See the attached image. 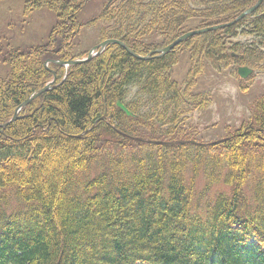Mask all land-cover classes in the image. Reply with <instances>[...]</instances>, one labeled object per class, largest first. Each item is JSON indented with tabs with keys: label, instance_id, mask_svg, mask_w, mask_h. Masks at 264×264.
Wrapping results in <instances>:
<instances>
[{
	"label": "trees",
	"instance_id": "16d2710c",
	"mask_svg": "<svg viewBox=\"0 0 264 264\" xmlns=\"http://www.w3.org/2000/svg\"><path fill=\"white\" fill-rule=\"evenodd\" d=\"M87 1L25 0L27 13L41 7L54 13L48 40L26 48L0 44V63L8 66L0 76V264H264V95L249 104L247 123L219 143L226 155L216 159H194L186 144L131 142L132 152L120 147L129 141L121 133L140 131L136 123L152 140L187 135L175 113L151 120L140 115V102L129 96L133 86L151 102L163 93L161 99L180 102L182 110H205L209 94L192 90L207 56L214 69L229 68L235 77L238 66L252 69L240 78L246 91L251 77L264 72V0L238 22L182 42L192 62L182 93L169 78L177 46L141 60L110 43L65 74L57 63L45 67L48 59L86 56L73 47ZM256 1L109 0L97 16L100 42L118 39L146 55L157 47L151 33L162 34L164 47L187 31L229 22ZM197 17L202 20L191 27L188 20ZM247 36L251 46L238 40L226 47L227 39ZM52 70L56 86L3 126L52 79ZM204 148L199 144L194 156ZM211 184L228 190L200 201L198 194Z\"/></svg>",
	"mask_w": 264,
	"mask_h": 264
},
{
	"label": "rangeland",
	"instance_id": "374dc122",
	"mask_svg": "<svg viewBox=\"0 0 264 264\" xmlns=\"http://www.w3.org/2000/svg\"><path fill=\"white\" fill-rule=\"evenodd\" d=\"M24 1L25 0L0 1V44L4 49H6L7 46L12 48H26L28 46L42 44L48 40L50 29L56 23L55 15L49 8L41 7L27 13ZM108 1L109 0H88L80 11L78 17L79 20L83 22V26L81 27L78 35L75 37V45L73 47L74 53L83 54L85 51H89L91 48L100 43L99 33L101 29V22L97 19V16ZM201 20L202 19L198 17L191 18L188 20V24L191 27H194ZM162 38L163 36L161 33L150 34V44L152 43V45L157 46L154 49L163 47L160 46ZM238 40H244L241 43L243 46H251L253 43V39L248 36L246 39L230 38L227 39L226 47H229L231 43ZM183 41L185 40H182L176 45L175 55L177 57V61L172 64L169 69V78L178 85L181 93V89L185 87L184 81L187 78V74L192 63L190 59V47L182 44ZM255 42L257 44H263V41L258 38L255 39ZM202 62L203 68L200 73H197V83L193 87L192 92L201 93L203 91L209 94L206 105L207 109L205 110L196 112H187L186 109L182 110L180 102H168L165 101V99H161L163 93L159 95L156 100L151 102V99H148L146 94L139 93V86L137 85L131 87L129 96H135L140 102L138 104L140 115H148L147 120H151L156 116H169L172 113H175L178 116V120L183 118V126L181 127L187 131V135L185 140H181V143L183 145L186 144V151L188 154H190L194 159H207L209 157H214L213 159H216V156L219 153L226 155V153L223 152V147L219 145V143H221L224 138L228 137L230 133H233L240 126H244L247 123L244 122V118L245 116L247 118V114L249 113V104L252 101L254 102L257 96L264 95V72L261 71L251 77L249 80V82H251H247L249 85L246 91H242L241 85H245L246 83H243L237 75L235 77L229 68L223 71L214 69L212 62H210L207 56ZM63 67L64 70H67V66ZM7 72L8 66L0 63V76H5ZM252 74L253 71L249 76ZM56 80H58L57 77ZM49 81L50 80L47 82ZM62 81L63 79H60L58 83H61ZM53 86L56 85L51 84L50 88ZM151 106L152 109L149 110ZM136 124L138 125L136 127H138L140 131L137 130V132L135 130L132 133L133 135L121 133L122 137L129 139V141H122L120 143V147L132 152L133 147L129 144L131 142H147L164 145L175 143V141L144 138V136L141 135H145V127L140 123ZM87 130H89V128ZM145 130L148 131V129ZM159 130L165 131L166 127H160ZM138 138H141L142 140H138ZM199 144H201L202 147L205 146V148L197 153V156H194ZM231 153L232 152L228 153V156L231 159V166L234 167L232 164L235 163L237 158ZM164 158H166L165 155ZM122 166L124 168L125 163H122ZM185 175L188 177L193 176L188 165L185 169ZM236 175L238 177V172ZM194 180L197 182V188L200 189L202 187V180H200L198 176L195 177ZM235 185V181L230 183V186L232 187H235ZM221 188L225 187L221 185L212 186L209 191L205 190L204 194L200 193L197 197H200V201H203L204 197L209 194L216 193ZM225 189L228 190V188ZM197 206L200 208V205Z\"/></svg>",
	"mask_w": 264,
	"mask_h": 264
},
{
	"label": "water",
	"instance_id": "95a60500",
	"mask_svg": "<svg viewBox=\"0 0 264 264\" xmlns=\"http://www.w3.org/2000/svg\"><path fill=\"white\" fill-rule=\"evenodd\" d=\"M194 33H195V30H192V31H189V32H185L184 34L178 36L169 45H167L165 47H162V48H158V49L152 50L149 53H147L146 55H141V54H138V53L134 52L124 42H122V41H120L118 39L108 38V39H105V40L101 41L97 46H94L93 48H91L88 51V53L86 54V56H84V57L70 58V59H67V60H50V59H48V60H46L44 65L47 66V63H49V62H55V63H58V64L63 65V66L83 63L85 61H88L92 56L97 55L98 53H100L110 43H116V44L121 45L134 58L141 59V60H147V59H151V58L160 57V56L168 53L178 43H180L182 40H185L186 38L192 36ZM55 79H56V74L53 72L52 79L49 82H47V84L45 86H43L41 89H38L37 91L33 92L30 96H28L26 98V100L17 107L16 111H18L21 107L26 105L31 99L35 98L41 92H43V91L47 90L48 88H50L51 84L55 81ZM116 104L126 115H131V112L120 101H117ZM15 118L16 117H14V119ZM5 125L6 124H3V126H5ZM138 140H142V139L138 138Z\"/></svg>",
	"mask_w": 264,
	"mask_h": 264
},
{
	"label": "bare ground",
	"instance_id": "6f19581e",
	"mask_svg": "<svg viewBox=\"0 0 264 264\" xmlns=\"http://www.w3.org/2000/svg\"><path fill=\"white\" fill-rule=\"evenodd\" d=\"M263 0H257L253 5H251L250 7H248V8H246L243 12H241L238 16H236L234 19H232L231 21H229V22H226V23H222V24H216V25H212V26H208V27H205V28H199V29H194L195 30V33L193 34V35H195V34H199V33H202V32H205V31H209V30H213V29H216V28H222V27H224V26H228V25H232V24H234V23H236V22H238L239 20H241L244 16H246V15H248V14H250V13H252L260 4H261V2H262ZM190 31H192V30H190ZM189 32V31H188ZM121 46V45H120ZM95 56V55H94ZM93 57V56H92ZM91 57V58H92ZM252 69H250V68H248V67H246V66H239L238 68H237V75L240 77V78H242V79H245V78H247L251 73H252ZM53 84V83H52ZM41 89V88H40ZM37 91V90H36ZM33 93V92H32ZM31 93V94H32ZM30 94V95H31ZM29 95V96H30ZM38 96V95H37ZM36 96V97H37ZM34 99V98H33ZM26 100V99H25ZM24 100V101H25ZM32 100V99H31ZM30 100V101H31ZM23 101V102H24ZM29 101V102H30ZM117 101H120V100H117ZM117 101H116V103H117ZM22 102V103H23ZM28 102V103H29ZM121 102V101H120ZM21 103V104H22ZM27 103V104H28ZM122 103V102H121ZM123 104V103H122ZM117 105V104H116ZM124 105V104H123ZM25 106V105H24ZM23 106V107H24ZM125 106V105H124ZM23 107H21V108H23ZM118 107V106H117ZM126 107V106H125ZM20 108V109H21ZM119 108V107H118ZM19 109V110H20ZM120 109V108H119ZM18 110V111H19ZM121 110V109H120ZM18 111H15V113L13 114V116L10 118V120H8L6 123H4V124H7V123H9L10 121H12V120H14V117H17V113H18ZM122 111V110H121ZM123 112V111H122ZM16 119V118H15ZM175 143H177V144H182L181 143V140H175ZM186 143V142H185Z\"/></svg>",
	"mask_w": 264,
	"mask_h": 264
}]
</instances>
